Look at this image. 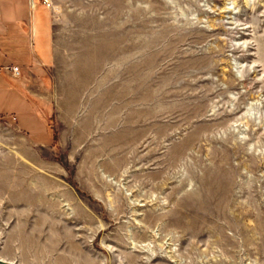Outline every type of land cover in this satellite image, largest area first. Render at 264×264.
Segmentation results:
<instances>
[{
	"label": "rangeland",
	"instance_id": "374dc122",
	"mask_svg": "<svg viewBox=\"0 0 264 264\" xmlns=\"http://www.w3.org/2000/svg\"><path fill=\"white\" fill-rule=\"evenodd\" d=\"M86 4V121L45 145L0 118V258L264 264V0Z\"/></svg>",
	"mask_w": 264,
	"mask_h": 264
},
{
	"label": "crops",
	"instance_id": "0c3cea01",
	"mask_svg": "<svg viewBox=\"0 0 264 264\" xmlns=\"http://www.w3.org/2000/svg\"><path fill=\"white\" fill-rule=\"evenodd\" d=\"M45 1L0 0V118L35 144L50 145L54 128L86 121L78 117L83 101L75 89L84 79L75 66L90 64L98 52L85 40L86 26L78 29L64 19L73 12L62 9L67 2H80L85 16L87 0ZM10 65L19 66L20 74L8 73ZM58 136L65 139L64 132Z\"/></svg>",
	"mask_w": 264,
	"mask_h": 264
},
{
	"label": "built area",
	"instance_id": "2783aa9c",
	"mask_svg": "<svg viewBox=\"0 0 264 264\" xmlns=\"http://www.w3.org/2000/svg\"><path fill=\"white\" fill-rule=\"evenodd\" d=\"M48 5H50V2L48 0L45 1ZM5 70L8 72V73H11L15 76L19 75L20 74V67L19 66H14V65H10V66H6L5 67Z\"/></svg>",
	"mask_w": 264,
	"mask_h": 264
},
{
	"label": "water",
	"instance_id": "95a60500",
	"mask_svg": "<svg viewBox=\"0 0 264 264\" xmlns=\"http://www.w3.org/2000/svg\"><path fill=\"white\" fill-rule=\"evenodd\" d=\"M0 264H20L16 261H9V260H4V259H0Z\"/></svg>",
	"mask_w": 264,
	"mask_h": 264
},
{
	"label": "bare ground",
	"instance_id": "6f19581e",
	"mask_svg": "<svg viewBox=\"0 0 264 264\" xmlns=\"http://www.w3.org/2000/svg\"><path fill=\"white\" fill-rule=\"evenodd\" d=\"M0 259H2V258H0ZM5 260V259H4Z\"/></svg>",
	"mask_w": 264,
	"mask_h": 264
}]
</instances>
